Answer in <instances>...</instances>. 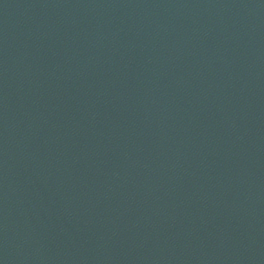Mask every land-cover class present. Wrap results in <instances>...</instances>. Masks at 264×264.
Instances as JSON below:
<instances>
[{"label":"water","instance_id":"1","mask_svg":"<svg viewBox=\"0 0 264 264\" xmlns=\"http://www.w3.org/2000/svg\"><path fill=\"white\" fill-rule=\"evenodd\" d=\"M0 264H264V0H0Z\"/></svg>","mask_w":264,"mask_h":264}]
</instances>
